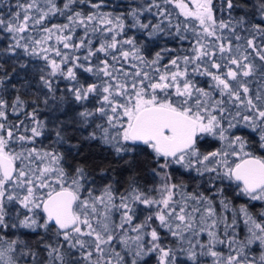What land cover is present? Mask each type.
Instances as JSON below:
<instances>
[{"label":"snow or ice","instance_id":"obj_1","mask_svg":"<svg viewBox=\"0 0 264 264\" xmlns=\"http://www.w3.org/2000/svg\"><path fill=\"white\" fill-rule=\"evenodd\" d=\"M84 3L94 11L77 10ZM170 4L185 17L183 28L179 22L171 25ZM100 7L91 0H64L62 6L56 0H43V6L41 0H18L9 18L0 15V30L13 34L15 42L4 51L22 48L34 55L40 50L50 67L40 76L48 89L45 104L64 99L56 95L52 77L57 75L76 81L69 89L76 101L98 97L97 107L78 113L80 126L91 128L85 139L100 141L127 166L134 154L150 152L155 163L151 171L161 177L154 189L158 196L141 189L134 176L123 192L113 183L95 188L85 165L73 166L63 153L34 146L45 129L36 110L26 112L19 95L11 103L0 97V264H146L145 257L152 254L159 264H176L178 253L192 264H200L204 256L212 264H264V210L254 213L246 204L237 206L225 191L228 182V187L235 185L236 195L264 201V156L249 151L248 141L232 131L250 129L264 149V0H149L146 8L131 10L130 26L150 29L149 35L164 31L163 20L151 28L141 22L143 12L153 9L180 40L192 33V54L170 58L163 70L162 52L149 60L133 38L117 39L125 27L123 18L102 13ZM236 9L243 14L233 16ZM56 15L67 23L43 26ZM36 26L42 35L27 38L34 45L30 49L21 40ZM77 28L84 34L74 42ZM97 32L100 43L93 48L89 36ZM53 37L63 49L73 50L71 56L60 47H44ZM124 45L130 50H123ZM80 49L86 51L83 57L75 54ZM50 52L60 60L50 59ZM69 60L72 66L65 69ZM125 63L135 70H127ZM75 68L93 73L100 83L81 84ZM196 75L208 77L209 87L197 86ZM7 78L0 77V87ZM21 113L30 125L24 119L9 120V114ZM56 136L64 142L60 130ZM206 136L222 146L201 151ZM173 166L203 178L208 194L188 192L183 181L173 182L168 171ZM100 175L106 170L101 168ZM141 205L150 211L138 220ZM21 229L51 238L37 242L45 258L21 238ZM167 236L174 247L162 243Z\"/></svg>","mask_w":264,"mask_h":264},{"label":"trees","instance_id":"obj_2","mask_svg":"<svg viewBox=\"0 0 264 264\" xmlns=\"http://www.w3.org/2000/svg\"><path fill=\"white\" fill-rule=\"evenodd\" d=\"M18 0H0V15L5 18H9L10 12L17 11L16 4ZM24 2V0H19ZM58 6H62L64 0H56ZM240 4H245L248 0H234ZM91 3H99L101 7L99 9L102 13H109L111 16H120L124 20V30L121 36L117 39H128L133 38L137 47L141 49L142 54L151 60L155 57V53L162 52L163 60L160 62L161 70L163 65L169 63L170 58L176 56L191 55V46L194 44V38L191 32L187 33V40H180L174 32V29L169 27V21L164 20L163 17L157 16L156 10L152 12L144 11L140 16L141 22L155 25L160 21H164L161 24V28L164 31H160L156 34L149 35L150 29H141L139 27H131L132 18L130 12L136 8H146L149 0H91ZM43 6V0H41ZM168 11L171 13V25H175L178 22L181 23L183 28V22L185 17L179 14V9L175 8L174 5L170 4L166 6ZM77 10H81L84 13L94 11L89 4L84 3L77 6ZM243 12L241 9H236L233 12V16H240ZM225 19L228 17L225 15ZM67 23L64 16L56 15L51 17L49 20L44 21L45 27H51L52 24H63ZM194 23V22H193ZM96 27H103L99 24ZM41 26H36L35 30H29L23 33L26 37L25 40H21V43H29V48L34 47L27 39L28 37L39 38L42 33L40 32ZM239 31V30H238ZM84 30L77 28L74 35L73 41L78 42V38L83 36ZM242 36H248V32H240ZM12 35L3 30H0V77L7 76L3 87H0V97L6 99L11 103L17 95L25 101V111L32 112L37 111L38 117L45 124L44 134L38 137L35 143V147L44 150H55L63 153L66 159L73 166L77 164L85 165L93 174L96 183L95 188L100 189L106 183H113L114 187L118 192H123L128 187L129 176H134L138 186L144 191H151V195L158 196V192L154 189H158L161 184V177L154 175L151 171L155 167L153 162L152 154L148 151L143 153L134 154L131 159L133 161L131 166H127L124 162L116 157L114 153L107 146L102 145L98 140H88L85 137L88 136L91 131L90 127H81V118L78 113L83 111L85 108L94 109L98 106L99 98L90 96L87 101L78 102L75 100L72 93L69 91L70 88L76 85V81H71L64 77L57 75L52 77L56 83L54 87L56 89V95L64 97L63 100L53 101L48 100V103H44V99L48 97V89L44 87L43 82L40 79L41 75H47L50 71L48 62L42 59V53L37 49L36 54L28 55L22 48H17L15 53H8L4 51L10 45L15 42L12 40ZM101 33L97 32L91 34L89 38L92 39V47H98L100 43ZM105 37L111 36V33H105ZM243 43V41H240ZM257 43H260V38L257 37ZM49 46L60 47L63 51L72 54V49H63L62 44H58L55 37L48 42ZM131 46L124 45L123 50H130ZM164 49H170L171 51L164 52ZM50 59L55 58L57 61L60 57H56L54 53H47ZM83 57L86 55L85 49H80L75 53ZM97 56L103 59L102 53H98ZM255 62L260 64L259 58H255ZM80 63H84L87 67V62L83 60ZM91 63L95 65L97 63V57H93ZM111 63V61H110ZM135 63V61H132ZM72 66V61L65 65L67 67ZM125 68L129 71H134L130 67V64L125 63ZM42 70V71H41ZM74 71L77 75V80L84 85L90 83H100V78L95 76L93 73L85 72L82 68H75ZM151 71V70H149ZM195 83L199 87L208 88L210 79L208 77L196 75L194 77ZM18 119H24L25 124L30 125V119H26L24 114L21 113L20 117L9 114V120L15 122ZM99 122V121H97ZM60 130L64 135V142H57L56 132ZM236 135L242 136L248 141L249 151L257 156H264V149L258 146V136L251 132L250 129L244 127H238L232 130ZM78 146V147H74ZM201 151L208 152L217 150L222 146V142L211 136H206L200 142ZM19 147V146H17ZM106 170V175L101 177L100 169ZM172 175L173 182L183 181L187 186V191L192 192L199 190L208 194V185L203 178L196 175L195 172H188L180 166H173L168 169ZM228 182H225V191L229 198L232 199L233 203L237 206L246 204L254 213L264 210V201H250L247 197L238 196L234 192L235 185L231 187L227 186ZM149 209H145L144 206H138L137 218L142 220L145 215L148 214ZM155 226V224L153 225ZM25 233L21 236L22 239L28 241L32 247L40 252V258H45L46 254L42 251V245L37 242L43 238L48 242H51L50 237H42L37 233L28 232L27 230H20ZM166 232L162 231V236H165ZM201 239H204L202 237ZM163 244L168 246H175V241L172 237L167 236L166 239L162 240ZM146 264H159L156 254L145 257ZM176 264H192L190 260L183 254L178 253L176 258ZM200 264H212V258L204 256L200 258Z\"/></svg>","mask_w":264,"mask_h":264},{"label":"rangeland","instance_id":"obj_3","mask_svg":"<svg viewBox=\"0 0 264 264\" xmlns=\"http://www.w3.org/2000/svg\"><path fill=\"white\" fill-rule=\"evenodd\" d=\"M190 7H191V5H190ZM44 47H48V43L46 45H44Z\"/></svg>","mask_w":264,"mask_h":264}]
</instances>
